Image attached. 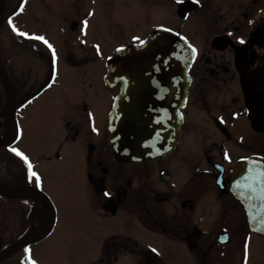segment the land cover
Returning a JSON list of instances; mask_svg holds the SVG:
<instances>
[{
    "label": "flooded vegetation",
    "instance_id": "af4514ba",
    "mask_svg": "<svg viewBox=\"0 0 264 264\" xmlns=\"http://www.w3.org/2000/svg\"><path fill=\"white\" fill-rule=\"evenodd\" d=\"M167 2L173 10L166 13L178 19L173 30L183 34L196 53L184 103L178 109L182 118L179 141L154 162L122 163L111 151L108 119L121 87L107 83L106 75L108 59L120 48L142 43L161 27L170 28L161 20L145 26L147 31L131 29V20L135 28L147 9L163 12L164 0H140L139 9L112 3V14H107L111 23L102 26L100 19L105 16L93 10L70 19L58 12L49 18V32L41 34L22 31L15 24L17 32L29 34L22 36L24 42L17 34L14 42L12 83L18 99V122L28 106L45 96L47 118L51 126L58 119L60 127L58 131L52 127L54 140L39 150V159L46 162L44 170L17 147L20 129L14 148L28 157L39 179L29 174L22 181L7 182L30 185L49 194L43 179L47 164L59 163L73 175L77 210L88 216L86 220H93L84 228V241L96 249L91 264H227V255L242 250L239 234L251 233L228 173L241 160L264 158V0ZM77 3L83 9L82 0ZM185 3L199 5L182 18L179 12L188 6ZM123 9L140 15L126 17L124 24L121 16L115 15ZM180 20L182 24L197 20L202 28L186 29ZM53 33L60 35L62 48L52 40ZM36 36L48 42L42 40L44 50L39 39L32 38ZM115 37L119 40L112 41ZM126 38L128 42L111 45L107 52L105 44ZM22 48L32 55H27L29 58L34 57V51H44L40 57L47 78L37 88L35 81L31 82L30 65L19 60ZM20 175L17 170L15 177ZM35 202L1 199L2 204L15 206L0 209L1 250L8 247L4 233L16 227L24 229L17 241L37 231ZM23 203L30 208H20ZM57 218L56 207V222ZM40 242L15 254L26 253Z\"/></svg>",
    "mask_w": 264,
    "mask_h": 264
},
{
    "label": "water",
    "instance_id": "95a60500",
    "mask_svg": "<svg viewBox=\"0 0 264 264\" xmlns=\"http://www.w3.org/2000/svg\"><path fill=\"white\" fill-rule=\"evenodd\" d=\"M6 0H0V30L13 13L6 15ZM182 6L179 15L187 17L198 3ZM195 49L180 33L159 28L144 42L119 49L108 60L106 81L120 85L108 119V143L115 158L122 163L154 162L171 152L181 135L183 105L190 84L189 69L194 61ZM5 74L0 70V82L5 90L6 102L1 114L9 112L11 134L0 139V147H9L19 139L17 95L0 58ZM151 96L153 100L145 96ZM160 113V118L157 114ZM232 192L243 205L250 231L264 237V158L241 160L228 173ZM35 194L37 196H35ZM0 196L6 198L35 199L51 211V220L38 234L27 235L4 250L0 263L24 247L40 242L50 235L56 213L49 196L33 186H13L0 183ZM222 238V241H227ZM29 264L31 263L28 260Z\"/></svg>",
    "mask_w": 264,
    "mask_h": 264
},
{
    "label": "rangeland",
    "instance_id": "374dc122",
    "mask_svg": "<svg viewBox=\"0 0 264 264\" xmlns=\"http://www.w3.org/2000/svg\"><path fill=\"white\" fill-rule=\"evenodd\" d=\"M167 1L168 0H164V4L162 6L163 12L156 8L153 10L147 9V12L145 14L139 16V12L123 9L115 15L121 16L124 24H126V17L135 18L139 16L138 25L135 28L134 21L131 20V29L134 31H137L139 29L147 31V29H144L145 26L149 27L161 20L164 23H168L166 24L168 27L175 29L174 27L177 24L178 19L176 18V16H171L170 13H166L167 11L173 10V8H168ZM75 2H77V0H25V4L21 11L12 18L11 25L17 24L21 27L22 31L26 30L29 33L34 32L41 34L44 32H49V30L52 28V24L49 23V18L51 16H58V12H61L62 14L64 13L65 16L70 19L85 16L87 12L93 10L100 14L101 17L105 16L100 19V25L102 26L103 24L111 23L110 20H108L107 14H112V3L117 6H123L124 4H126L136 9H139L140 5V0H82L83 9H79L78 3L75 4ZM96 5H98L97 10L95 8ZM103 13H105V15ZM195 15L198 16L199 13L196 12ZM180 23L182 24L183 21L180 20ZM182 25L184 26V28L189 30L193 28L192 31H198L202 28V24L197 20H188L185 21V23ZM126 30L128 31L129 27H126ZM5 34L6 33H4V35ZM133 34H131L129 37H131ZM4 35H2V39L3 37H5V39L8 40V37ZM53 37L54 38L52 40L57 45L59 44V46L62 48L60 35L58 33H53ZM104 39H106V36L101 38L100 41ZM111 40L117 41L119 39L115 37L113 39L111 38ZM128 41V38H126L113 44H105V48L109 50L111 48V45L113 48L114 44L125 43ZM38 45L42 50H44V42L42 40H39ZM26 50L27 49L22 48L19 54L20 56L18 55V57L20 62H22L24 65H30V72L34 76L31 82L35 81L34 83L37 88L39 82L44 81V79L47 78V70L43 64L42 58L40 57V54L44 51L37 52L33 50L34 57H30L33 60L31 61V59L27 57V55H32L29 54ZM110 51L111 50L107 52ZM10 56L12 59L10 64H13L14 57L12 50ZM8 73L11 76V73L9 71ZM44 97L45 96L28 106L23 111V117L19 121L21 129V140L17 144V147L22 151L29 153L33 157V159L36 160L37 166L43 170L45 169L43 163L46 162H43V160L39 159V150L48 147L52 143L55 138L53 129L58 131L60 127L58 119H56V123L51 126V123L47 118V116L49 115V109L47 106L48 102L45 101L46 97ZM5 131L6 127L3 124H0V139L5 135ZM5 153L3 152V154ZM7 166L8 163H0V175H3ZM72 178L73 175L64 171L59 163L47 164L45 177H43V179L45 180L44 184L46 190L49 193L48 195L55 205V208L57 207L58 218L52 234L36 246H31L28 248L30 254L27 258L35 264H91L96 254V249L89 243L84 241L86 239L84 228L89 227L90 224L88 223L92 222L93 220H86L88 216L80 215V213L78 212L77 189L73 186L74 183H71ZM12 179H20V176L12 177ZM36 204L37 203H35V207ZM42 221L43 218L35 214L34 223L36 229L41 227ZM5 234L6 233H4V236ZM239 240L242 246V250L227 255L224 260L225 263L264 264V237L245 232L239 234ZM173 264L189 263L178 262Z\"/></svg>",
    "mask_w": 264,
    "mask_h": 264
},
{
    "label": "trees",
    "instance_id": "16d2710c",
    "mask_svg": "<svg viewBox=\"0 0 264 264\" xmlns=\"http://www.w3.org/2000/svg\"><path fill=\"white\" fill-rule=\"evenodd\" d=\"M20 1L21 0H7V3H6L7 13L6 14L8 15L12 13L17 8ZM23 6H21V9ZM17 12L13 13V15L3 23L1 34H0L1 58H2V62L4 66L11 73V76H10L11 80H13L14 62L13 64H10L12 60L10 55H11V50L14 52V42L15 40H17L18 32L17 30L13 29L10 22L12 21V18L16 15ZM4 33L6 34L4 35ZM2 35L7 36L8 40H6L5 37H3L2 39ZM20 37H19V40L24 42V38L21 35ZM3 57H4V60H3ZM4 104H5V90L0 82V111L2 110V107H4ZM13 149L15 148L14 147H0V163L1 162L8 163V166L5 172L3 173V175H0L1 182L13 181L14 179H12V177H15V175H17V170L19 172V175L21 174L20 175L21 181L23 180V178L26 179L29 177V170H28L26 161L23 159L22 156L17 155V153L14 152ZM3 152L4 153L6 152V153L3 154ZM24 174L26 175L25 177H23ZM1 199H4V197L0 196V209L15 208L14 205H11L9 203L2 204ZM20 208L28 210L30 206H28L26 203H23V206H21ZM23 234H24V229H20L18 227H16L15 229H12L9 232H6L4 236V239H5L4 245L5 246L11 245L13 242L16 241L18 237H20ZM25 257H26V254L24 251H22L12 256L4 264H27V262L25 261ZM32 264H35V263H32Z\"/></svg>",
    "mask_w": 264,
    "mask_h": 264
},
{
    "label": "bare ground",
    "instance_id": "6f19581e",
    "mask_svg": "<svg viewBox=\"0 0 264 264\" xmlns=\"http://www.w3.org/2000/svg\"><path fill=\"white\" fill-rule=\"evenodd\" d=\"M0 70L5 74V71L3 70L1 63H0ZM145 97L153 100L151 96L146 95ZM160 115L161 114L158 113L157 117L160 118ZM0 124H3L6 127V131L4 132L5 135L3 136V139L8 138L9 135L11 134L10 118H9L8 110H6L0 116ZM36 214L43 218V221L41 223V227L39 229H37V234H38L46 228V226L49 222L50 213H49V210L44 205L37 203L36 204Z\"/></svg>",
    "mask_w": 264,
    "mask_h": 264
},
{
    "label": "snow or ice",
    "instance_id": "6c2138e0",
    "mask_svg": "<svg viewBox=\"0 0 264 264\" xmlns=\"http://www.w3.org/2000/svg\"><path fill=\"white\" fill-rule=\"evenodd\" d=\"M10 23H11V22H10ZM85 23H86V22H85ZM12 27H13L14 30H17V29H16V26H15L14 24L12 25ZM17 31H18V30H17ZM18 34L21 35V36H26V37L29 36L28 33H24V32H18ZM32 38H34V39H39V40H44L45 43H48V42L44 39V37L36 36V37H32ZM49 47H51V45H49ZM53 55H55V51H54V50H53ZM13 151L16 152L17 155L22 156L23 159H24L25 161L28 162V163H27V167H28V170H29L30 178H31V177H37V179H39V177L37 176V173H35V172L32 170L33 166H32V164H31V162L28 160V157L25 156L22 152H20V151L17 150V149H13Z\"/></svg>",
    "mask_w": 264,
    "mask_h": 264
}]
</instances>
